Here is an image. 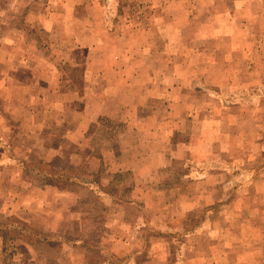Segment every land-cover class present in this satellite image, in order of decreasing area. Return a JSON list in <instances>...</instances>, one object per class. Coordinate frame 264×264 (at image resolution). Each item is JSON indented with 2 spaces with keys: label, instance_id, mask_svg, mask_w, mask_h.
Returning a JSON list of instances; mask_svg holds the SVG:
<instances>
[{
  "label": "rangeland",
  "instance_id": "1",
  "mask_svg": "<svg viewBox=\"0 0 264 264\" xmlns=\"http://www.w3.org/2000/svg\"><path fill=\"white\" fill-rule=\"evenodd\" d=\"M234 2L0 0V264H39L45 258L100 264L105 254L98 236L77 238L67 254L63 234L49 242L48 234L39 237L35 225L15 214L22 188L33 192L40 173H50L67 190L77 189L71 178L87 179L82 176L87 155L70 160V139L59 141L66 139L63 154L53 161L48 156L34 161L38 133L20 98L32 76L30 71L22 76V63L30 70L53 68L81 87L83 76L76 71L91 59L83 43L70 38L108 36L104 41L111 49L116 34L147 29L158 37L118 41L119 52L131 50L132 61L124 55L110 60L113 66L124 61L129 70L138 61L139 73L153 75L140 76L138 84L128 80V105L90 123V180H99L101 190L89 188L85 195L97 209L100 191H109L120 202L108 207L123 214V225L133 216L132 232L117 252L122 264H211L212 253L221 262V252L230 254V264H264V0L240 1L250 8V32L237 35V56L222 61L235 72L223 87L209 86L200 73L202 62L220 54L218 24L191 13L199 7L219 16ZM172 69L185 75L175 76ZM182 77L191 82L175 80ZM49 100V110L65 113L53 106L52 95ZM65 127L60 131L72 138L69 124ZM129 238L134 247L126 248Z\"/></svg>",
  "mask_w": 264,
  "mask_h": 264
},
{
  "label": "crops",
  "instance_id": "2",
  "mask_svg": "<svg viewBox=\"0 0 264 264\" xmlns=\"http://www.w3.org/2000/svg\"><path fill=\"white\" fill-rule=\"evenodd\" d=\"M240 1L242 0H236L237 3L234 2L235 5L232 8L229 6L222 10L219 16H216L209 9L204 10L199 7L191 11L193 16L197 18L201 16L214 18V23L218 24L216 25V30L221 31L216 35L218 39L216 41V49L220 51V54L215 55L214 58H207V61L202 62L203 67L200 71L204 75L205 83L209 86L213 84L223 87L224 84L228 83L227 75L231 76L235 72L232 70L233 66L228 68L227 63L222 61L226 57L237 56L238 52H236V49L238 46L234 45L238 43L237 35L245 36L250 32L248 23L250 8L240 3ZM106 37L108 36L85 33L82 37L70 38V43H83L86 54L87 56L90 55L89 59H91L87 60L88 65L82 71H76L77 76H83L81 87L75 82L73 84L66 82L64 74L59 73L56 75L53 68L40 70L32 68L30 70L25 68L28 64L22 63V76H27L29 71L30 76H32V82L25 84L27 87L22 84L20 98H22V109L28 108L31 111L30 117L27 119L34 124L38 133L36 145H34V153L36 154L34 161L43 159L46 156L49 157L46 160L53 161L54 156L63 154L60 150L64 147L61 142L70 139L68 141H70L74 150L70 160L82 161L83 157L87 155L84 161L86 172L82 174L87 179L71 178L70 181L76 183L77 189L67 190L61 187L58 184V180L54 179L50 173H40L39 175L42 178L38 179L39 182L33 192H25L24 194L23 190H27V188H22L23 196L18 201L20 205L15 214L22 221L35 225L40 232L39 237L42 236V233L48 234L49 242H51L52 235L63 234L66 237L63 245L66 247L67 254L74 250V243L77 238L91 239L94 236H98L101 240L100 251H105L104 256L100 259V264H122L123 260L118 258L119 256L117 257V252L123 248L120 244L124 237L132 232L133 216H129L130 222L125 221V225H123V214L114 207H108V204L114 203L117 205L120 202L109 191L107 193L100 191L97 197L99 201L97 209L91 206L92 196L85 195V191L87 193L89 188L97 186L101 190L99 180L95 178L90 180V177H93V170L88 167L92 164L88 154L89 151L92 153L93 141L88 128L91 122L97 121L102 116L112 117L114 112L128 105L125 101L132 97L131 90L125 86L128 80H130L131 84L133 82L138 84L140 76L153 75V72L150 71L139 73L141 67L138 61L136 62V67L131 66V70L124 67V61L115 66L110 65V60L116 55H124V60L127 58L128 61H132L133 56H128L129 53H127H132L131 50H127L126 53L123 50L119 52L118 41H120V38H130V42L133 43L134 38H157L158 35H155L151 29L132 30L129 34H116V36L112 37L111 41L115 43V46L111 49L105 44L104 39ZM178 38L180 39L181 37L179 36ZM33 41L36 42L37 40L32 39L31 42ZM145 53L151 59L152 54ZM171 71L178 77L185 75L183 71L178 69H172ZM166 72L161 74L165 76ZM130 74L131 77L129 78L128 75ZM152 79L150 77L147 81H152ZM175 80L178 83L191 82L190 79L185 77L176 78ZM163 81L166 82L165 77H163ZM31 86L36 89L29 88ZM40 86L44 89L43 92L37 90V87ZM56 87L59 88L57 89ZM52 91L53 94H51ZM132 91L136 93L133 89ZM51 95L56 100L53 106L63 109L65 113L54 114L53 109L49 110L50 104L48 103ZM165 103L164 106H168L167 103L169 102ZM35 107H42V109L36 110ZM65 124H69L68 130L69 133H72V138L69 134L65 135V133L60 131V128H66ZM62 138L66 139L59 143ZM77 154L80 157L77 158ZM65 194L69 195V197L62 199V195ZM133 242L129 238V243H126L125 247H134ZM103 243H106V245L103 246ZM229 257V253L221 252L219 254L220 262L212 253L211 264H230L228 261ZM31 261H34V259ZM72 263L75 264L73 261ZM39 264H60V262L45 258L39 261ZM146 264H149V261H146Z\"/></svg>",
  "mask_w": 264,
  "mask_h": 264
}]
</instances>
